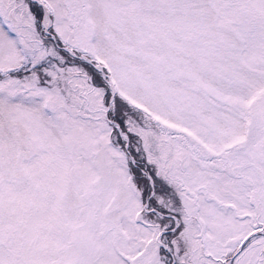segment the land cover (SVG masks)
Wrapping results in <instances>:
<instances>
[{
	"label": "snow or ice",
	"instance_id": "6c2138e0",
	"mask_svg": "<svg viewBox=\"0 0 264 264\" xmlns=\"http://www.w3.org/2000/svg\"><path fill=\"white\" fill-rule=\"evenodd\" d=\"M0 264H264V0H0Z\"/></svg>",
	"mask_w": 264,
	"mask_h": 264
}]
</instances>
